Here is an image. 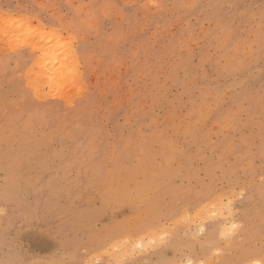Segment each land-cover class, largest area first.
Wrapping results in <instances>:
<instances>
[{
	"label": "rangeland",
	"instance_id": "obj_1",
	"mask_svg": "<svg viewBox=\"0 0 264 264\" xmlns=\"http://www.w3.org/2000/svg\"><path fill=\"white\" fill-rule=\"evenodd\" d=\"M189 260L264 264V0H0V264Z\"/></svg>",
	"mask_w": 264,
	"mask_h": 264
},
{
	"label": "bare ground",
	"instance_id": "obj_2",
	"mask_svg": "<svg viewBox=\"0 0 264 264\" xmlns=\"http://www.w3.org/2000/svg\"><path fill=\"white\" fill-rule=\"evenodd\" d=\"M58 35V34H57ZM62 37V36H61ZM68 42H71V41H68ZM47 43H48V41H47ZM46 44V43H45ZM45 44H43L44 46H42L41 48L44 50V56H43V61L45 62V63H48V65L50 64V68H51V74L52 75H54V76H56L55 75V73H56V63H57V59H59L60 60V62L62 63V66H63V64H67V63H65L67 60H71V63H72V60H73V58H74V50L72 51L71 50V47H72V45L70 44V46H68L69 47V49H68V52L66 51V53H64L62 56L61 55H57L56 54V52L55 51H52L51 50V47L50 46H45ZM55 52V53H54ZM65 54H66V56H65ZM43 62V63H44ZM70 63V64H71ZM39 64V63H38ZM73 64V63H72ZM44 66H45V64H43ZM43 67V66H42ZM71 67H73V69L76 67H74L73 65L71 66ZM37 68V67H36ZM76 69V68H75ZM47 79V78H46ZM51 79H52V77H51ZM73 79H75V78H73ZM76 80V79H75ZM75 80H74V84H75ZM212 201V200H211ZM214 203V202H213ZM216 205V204H215ZM211 212V211H210ZM184 214V213H183ZM193 220V219H192ZM203 222V221H202ZM197 223V222H196ZM166 225V224H165ZM225 225V224H224ZM161 231V230H160ZM152 233V232H151ZM126 238V237H125ZM123 248V247H122ZM120 252V251H119ZM121 253V252H120ZM114 255V254H113ZM119 257V256H118ZM262 259V258H261ZM112 260V259H111ZM113 261V260H112ZM261 262V261H260ZM186 264H193V262L192 261H187V263Z\"/></svg>",
	"mask_w": 264,
	"mask_h": 264
}]
</instances>
